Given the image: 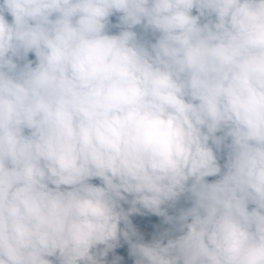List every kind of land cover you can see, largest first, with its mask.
Masks as SVG:
<instances>
[{"label": "clouds", "instance_id": "9594fccd", "mask_svg": "<svg viewBox=\"0 0 264 264\" xmlns=\"http://www.w3.org/2000/svg\"><path fill=\"white\" fill-rule=\"evenodd\" d=\"M126 257L264 264V0H0V264Z\"/></svg>", "mask_w": 264, "mask_h": 264}, {"label": "built area", "instance_id": "2783aa9c", "mask_svg": "<svg viewBox=\"0 0 264 264\" xmlns=\"http://www.w3.org/2000/svg\"><path fill=\"white\" fill-rule=\"evenodd\" d=\"M150 221H156V223H151ZM139 223L143 225L146 232L148 229H151V231L146 236V238L148 239H150L153 236L159 235L164 230V228L167 227L162 223V221L159 220V218L156 217H150L148 221L140 220ZM127 247H128L127 244L122 241L121 249H124L126 251ZM121 249H117L115 253H110L109 259L110 260L114 259L115 255H120ZM119 264H132V258L126 257L124 260L119 262Z\"/></svg>", "mask_w": 264, "mask_h": 264}, {"label": "trees", "instance_id": "16d2710c", "mask_svg": "<svg viewBox=\"0 0 264 264\" xmlns=\"http://www.w3.org/2000/svg\"><path fill=\"white\" fill-rule=\"evenodd\" d=\"M209 179L211 180V179H214V178H209ZM170 211H171V210H170Z\"/></svg>", "mask_w": 264, "mask_h": 264}]
</instances>
